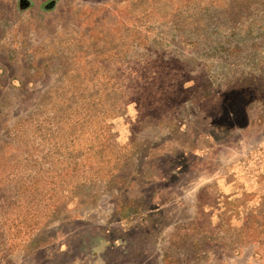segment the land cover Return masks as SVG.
Returning <instances> with one entry per match:
<instances>
[{
  "label": "rangeland",
  "instance_id": "374dc122",
  "mask_svg": "<svg viewBox=\"0 0 264 264\" xmlns=\"http://www.w3.org/2000/svg\"><path fill=\"white\" fill-rule=\"evenodd\" d=\"M0 264H264V0H0Z\"/></svg>",
  "mask_w": 264,
  "mask_h": 264
}]
</instances>
